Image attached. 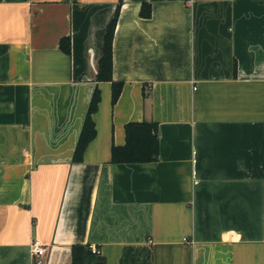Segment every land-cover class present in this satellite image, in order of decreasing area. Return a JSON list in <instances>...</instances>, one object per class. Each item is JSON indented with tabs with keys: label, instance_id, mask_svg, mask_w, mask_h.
Instances as JSON below:
<instances>
[{
	"label": "crops",
	"instance_id": "0c3cea01",
	"mask_svg": "<svg viewBox=\"0 0 264 264\" xmlns=\"http://www.w3.org/2000/svg\"><path fill=\"white\" fill-rule=\"evenodd\" d=\"M117 1L0 0V264H33V239L42 264L76 244L99 251L85 264H264V0H122L112 103ZM141 121L158 158L113 162Z\"/></svg>",
	"mask_w": 264,
	"mask_h": 264
},
{
	"label": "trees",
	"instance_id": "16d2710c",
	"mask_svg": "<svg viewBox=\"0 0 264 264\" xmlns=\"http://www.w3.org/2000/svg\"><path fill=\"white\" fill-rule=\"evenodd\" d=\"M122 0H118L114 15L109 21L103 35L102 54L98 60L97 81L111 82V102L114 103L122 88V82L112 80V44L113 34L117 23ZM147 6L148 11H145ZM141 15L149 16L150 7L142 3ZM60 47L65 52H70V38L68 36L60 39ZM101 92L95 86L80 134L75 145L73 161H81L83 152L88 143L95 137L96 128L93 114L98 108ZM157 123L152 121L128 122L125 124V143L121 146H113L111 149V160L113 162H147L154 161L159 154V141L156 135ZM93 253L88 245L76 244L72 246V264H85V260L91 258Z\"/></svg>",
	"mask_w": 264,
	"mask_h": 264
},
{
	"label": "built area",
	"instance_id": "2783aa9c",
	"mask_svg": "<svg viewBox=\"0 0 264 264\" xmlns=\"http://www.w3.org/2000/svg\"><path fill=\"white\" fill-rule=\"evenodd\" d=\"M47 250V246L43 244L40 240L38 239H33L31 245H30V252L31 255L34 258L33 264H42V259L43 255H45ZM90 250L92 253H98V249L96 246H91Z\"/></svg>",
	"mask_w": 264,
	"mask_h": 264
}]
</instances>
